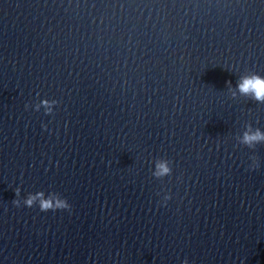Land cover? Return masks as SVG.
Masks as SVG:
<instances>
[{
    "label": "clouds",
    "instance_id": "obj_1",
    "mask_svg": "<svg viewBox=\"0 0 264 264\" xmlns=\"http://www.w3.org/2000/svg\"><path fill=\"white\" fill-rule=\"evenodd\" d=\"M237 88L241 95L249 96L257 102L264 103V77L256 74L243 76L240 78L237 84ZM55 103V101H41V104L45 106L46 115H50L52 113L51 105ZM36 110H39V106H37ZM248 127L250 128L251 126L249 125ZM241 143L250 149L255 148L257 144L264 143V132H261L260 129H256L254 132L246 131L241 139ZM250 167L252 169L258 168V160L253 159V163L252 165H250ZM170 172L171 169L168 167L167 161H157L156 171L153 172V175L159 178L170 174ZM165 199H170V197H166ZM13 203L17 207L20 206L19 200H14ZM23 204L29 208L38 205L40 211L42 212H47L49 210H68L71 207L67 199L62 198L60 194L51 192L46 196L43 191H38L34 195L29 194L28 197L24 200ZM183 264H188V261L185 259L183 261Z\"/></svg>",
    "mask_w": 264,
    "mask_h": 264
}]
</instances>
